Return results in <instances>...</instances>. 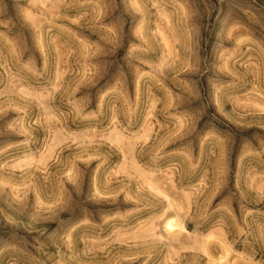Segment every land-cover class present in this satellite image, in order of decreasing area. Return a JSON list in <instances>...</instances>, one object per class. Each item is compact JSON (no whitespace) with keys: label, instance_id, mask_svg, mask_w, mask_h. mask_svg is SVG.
<instances>
[{"label":"rangeland","instance_id":"obj_1","mask_svg":"<svg viewBox=\"0 0 264 264\" xmlns=\"http://www.w3.org/2000/svg\"><path fill=\"white\" fill-rule=\"evenodd\" d=\"M0 264H264V0H0Z\"/></svg>","mask_w":264,"mask_h":264}]
</instances>
